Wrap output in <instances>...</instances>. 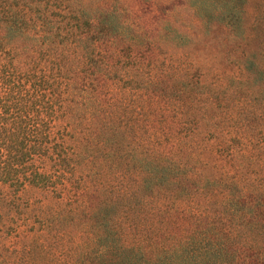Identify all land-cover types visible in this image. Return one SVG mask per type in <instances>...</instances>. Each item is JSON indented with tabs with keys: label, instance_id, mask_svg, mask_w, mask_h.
I'll return each instance as SVG.
<instances>
[{
	"label": "trees",
	"instance_id": "1",
	"mask_svg": "<svg viewBox=\"0 0 264 264\" xmlns=\"http://www.w3.org/2000/svg\"><path fill=\"white\" fill-rule=\"evenodd\" d=\"M27 1L0 0V264H264V183L245 171L264 158V142L256 143L248 123L238 133L210 119L216 141L204 164L196 159L193 132L186 140L170 130L174 137L165 141L153 128L144 156L119 166V151L135 155L137 149L117 137L107 115L56 107L65 104L61 89L73 84L63 76L71 66L59 61L62 75L43 72L45 64L40 71L33 54L51 46L36 50L22 39L44 37L49 44L67 36L97 48L128 39L127 29L117 26L120 15L111 7L98 14L83 8L52 19L47 10L35 14L33 0ZM188 1L246 44L254 25H264V0H258L250 29L243 14L251 0ZM65 21L67 30L58 35L54 30ZM253 55L244 67L253 78H264V63ZM70 124L80 132L72 147L66 139ZM31 190L45 197L40 207L24 200ZM6 214L15 216L14 225L1 224ZM13 233L20 238L9 243L6 236ZM50 238L66 251L37 245Z\"/></svg>",
	"mask_w": 264,
	"mask_h": 264
},
{
	"label": "rangeland",
	"instance_id": "2",
	"mask_svg": "<svg viewBox=\"0 0 264 264\" xmlns=\"http://www.w3.org/2000/svg\"><path fill=\"white\" fill-rule=\"evenodd\" d=\"M33 5L35 14L47 10L52 19L59 20L62 14L66 19V13L77 9L81 13L83 8L91 14H98L111 7L120 15L117 26L127 29L128 39L116 43L100 42L97 48H90L67 36L50 39L49 44L44 43L48 41L44 37L22 39V44L34 45L32 47L36 50L51 46V51L33 54V59L41 63L37 66L40 71L41 65L45 64L47 68L43 72L62 75L58 70L59 61L65 60L71 66L63 76L73 84L61 89L65 104L59 102L56 107L81 111L91 108L107 115L117 137L137 149L135 155L119 151L116 158L121 162H117L119 166L124 165V160L131 164L132 161L128 162L130 156H135L134 160L144 156L153 128L158 132L156 137L165 141L171 140L174 134L187 140L193 132L194 152L201 164L209 155L210 143L216 141V136L210 133V119L218 120L228 131L232 129L238 133L248 123L250 131L259 140L256 143L264 142V78H253L244 67L245 58L250 53L254 54V62L264 63L263 24L261 28L254 25L246 44L235 39L218 21L210 22V18L202 17L188 0H33ZM260 5L258 0L250 1V8L243 14L247 28L253 23V16L259 15ZM36 20L37 30L34 27L32 32L36 30V35H40V19ZM66 24L65 21L54 31L64 35ZM22 59L28 61L27 54ZM88 60L95 64L93 69H88ZM64 120L66 118L61 117L58 121ZM85 122H88L86 133L90 134L89 120ZM125 128L129 129L121 131ZM67 129L70 132L66 139L72 147L76 145L80 132L71 124ZM170 130L175 131L174 134ZM86 139L89 141V135ZM118 170L111 174L115 175ZM245 171L248 175H257L264 183V158L254 159ZM203 172L210 173V166L206 165ZM94 179L93 176L87 177L90 183ZM23 198L33 201L35 208L46 201L34 190L25 192ZM14 218L6 214L1 224L14 225ZM22 230L23 227L19 229ZM6 238L13 243L20 236L13 233ZM53 241V238L40 239L36 243L47 246L43 251H66Z\"/></svg>",
	"mask_w": 264,
	"mask_h": 264
}]
</instances>
